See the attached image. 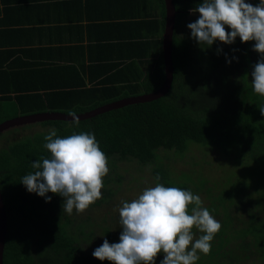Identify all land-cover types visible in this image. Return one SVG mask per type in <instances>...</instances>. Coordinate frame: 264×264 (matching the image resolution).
<instances>
[{
	"label": "trees",
	"instance_id": "trees-1",
	"mask_svg": "<svg viewBox=\"0 0 264 264\" xmlns=\"http://www.w3.org/2000/svg\"><path fill=\"white\" fill-rule=\"evenodd\" d=\"M158 1L162 5V12L156 9L153 0H131L125 3V6L130 5V11L133 10L131 5L144 9V12L141 10L142 12L132 16L145 19L139 31L131 29L125 36V46L134 55L128 57L130 62L109 82L105 80L94 84L91 81V86L80 83L73 87L74 91L61 88V91L51 92L49 85L37 82V79L52 77L50 74H53L54 69L46 68L47 63L32 58L28 61L19 56L15 63L20 66L24 59L25 67L33 68L24 71L21 64L20 70L26 74L24 78L22 73L7 66V54L14 51H0V124L16 119L14 117L47 111L86 113L106 104L160 90L166 82L167 74L165 51L161 47L160 36L157 35L162 29L164 32L166 30L167 8L165 0ZM2 2L0 8L7 3L6 0ZM201 2L202 0H175L179 12L174 43L175 82L166 97L153 102L128 105L79 121V127L74 122L66 121L41 123L51 127V130L55 129L59 137L71 135L74 131L93 133L101 150L108 157V163L121 159L138 160L149 165L160 160L162 150L175 151L176 154L185 156L194 144L212 147L222 152L221 166L227 161L235 160L237 164L262 167L259 174L263 182L258 186L261 189L257 190L261 192L262 203L264 116L257 106H264V96L253 91L250 75L253 64L260 57L250 61L254 57L255 51L252 48L255 41L242 43L237 37L234 43L224 49V45L218 40L208 47L190 37L181 36L180 31L191 16L190 10ZM258 3L259 0H252L253 5ZM147 28L148 31L141 33ZM11 31L15 32L13 29ZM11 31H2L6 40ZM150 34L156 39L149 38ZM7 45L11 46L9 43ZM0 47L4 48L6 44H0ZM137 59L143 62L138 63ZM131 71L133 78L130 81L128 76ZM8 103L16 105L15 114L4 117L9 109ZM11 129L0 132V188L8 215L4 264H101L100 261H92V254L82 249L83 247L80 249L75 245L82 242L85 233L81 231L80 238L76 234H69L73 219L62 210L64 198L49 192L47 195L52 199L46 202L44 197L28 192L21 183L24 175L35 171L31 167L32 162L50 156L43 147L44 136L47 134H24L15 138L20 132L9 133ZM6 132L9 137L1 139ZM23 132L26 133H21ZM233 153L235 156L231 157ZM157 173L161 177L159 182L165 186L192 191L187 184L172 182L170 171L160 168L156 170ZM201 181L207 186L206 180ZM204 188L201 185L200 191ZM223 191L226 194L220 198L221 204L213 194L208 196L212 201L208 210L210 213L223 212L222 218L220 217L223 222L217 219L222 227L211 241L210 252L206 255L199 253L196 264H245L248 257L259 258L258 263L253 264H264V217L250 211L249 222L244 225L236 223L241 217L238 214L235 217L234 209L236 205H240L238 203H243V192L236 189H223L221 192ZM220 193L219 195L222 194ZM193 232L196 233L195 238L203 234L195 228ZM239 243L243 244L237 247L236 244ZM249 249L251 255L245 252ZM157 258L162 260L163 253L158 254Z\"/></svg>",
	"mask_w": 264,
	"mask_h": 264
},
{
	"label": "clouds",
	"instance_id": "clouds-1",
	"mask_svg": "<svg viewBox=\"0 0 264 264\" xmlns=\"http://www.w3.org/2000/svg\"><path fill=\"white\" fill-rule=\"evenodd\" d=\"M190 11L199 13L187 27L200 45L211 47L217 40L232 44L237 37L242 43L255 41L252 50L260 59L252 66L251 85L255 93L264 96V0L256 5L245 0H202ZM257 107L264 116V106ZM70 115L79 127L75 113L70 111ZM44 141L50 156L32 162L35 171L24 175L21 183L46 202L52 199L47 193L60 195L64 198L62 210L69 215L74 209L84 212L102 198L108 157L91 132L74 131L59 137L52 129ZM155 179L158 182L143 189L137 198L122 201L118 209L122 229L119 242L110 243L105 238L92 252L93 257L109 264H156L158 254L163 253L160 264H196L199 253L210 252L221 223L202 207L199 195L165 186L159 182V173ZM193 228L203 234L195 238Z\"/></svg>",
	"mask_w": 264,
	"mask_h": 264
},
{
	"label": "crops",
	"instance_id": "crops-1",
	"mask_svg": "<svg viewBox=\"0 0 264 264\" xmlns=\"http://www.w3.org/2000/svg\"><path fill=\"white\" fill-rule=\"evenodd\" d=\"M2 1L4 2L0 0ZM6 1L0 8V30L15 31H11L7 40L0 32V44H6V47H0V51H14L7 54V66H12L25 78L26 74L20 70L21 64L24 71L33 68L25 67L24 59L19 66L15 63L18 60L16 58L21 56L28 61L31 58L44 61L47 63L46 68H52L54 72L50 74L51 78L44 77L37 79V82L49 85L51 92L61 91V88L74 91L73 87L80 83L91 86V81L94 84L105 80L109 82L116 77L130 62L128 57L134 55L125 46V36L131 29L139 31L145 19L132 16L144 12V9L131 5L133 10L130 11V5L125 6V3L131 0ZM153 2L156 9L162 12L160 1ZM119 14L121 15L116 17ZM148 30L143 29L141 33ZM164 35V29L157 35L160 36L163 49ZM149 36L156 39L151 34ZM132 72L128 76L130 81L133 78ZM122 78L121 74L120 79Z\"/></svg>",
	"mask_w": 264,
	"mask_h": 264
},
{
	"label": "rangeland",
	"instance_id": "rangeland-1",
	"mask_svg": "<svg viewBox=\"0 0 264 264\" xmlns=\"http://www.w3.org/2000/svg\"><path fill=\"white\" fill-rule=\"evenodd\" d=\"M245 2L252 3V0H245ZM198 17L199 13L191 12V16L188 19L189 21L185 23L183 29L180 31L181 36L184 35L194 40L190 35L191 30L187 27V24L194 22L196 20L195 18ZM220 44L224 45V49L229 46V44H224L222 42H220ZM255 57H260V54L255 52L253 59H251V57L250 61H253ZM8 107L9 109L6 111L4 117H6V115H12L13 113L15 114L14 111L16 106L13 103H8ZM21 130L26 133H21ZM50 130L51 127H47L42 123H34L23 125V127H14L9 133L15 134L20 132L16 134L17 136L15 137L20 138L24 134H48ZM7 134L8 132L4 133L1 139L6 136L9 137ZM8 140L9 138L7 141ZM221 156L222 152L220 150L218 151L216 149L214 150L212 147L194 144L185 156L181 154L178 155L175 151L168 152L162 150L160 151V160L149 165H144L138 162V160L121 159H115L114 162L108 163L109 172L103 178L104 187L101 189L102 198L91 204L82 213H77L75 209L71 215L64 212V214L73 219V223L69 226V234L74 236L77 235L78 238H80L81 231L85 233V238L82 239V242L75 245L80 247V249L83 247L82 249L92 254L96 247L102 245L105 238L108 239L110 243L119 242V235L122 229L119 225L118 209L122 206V201L130 202L132 199L137 198L138 195L142 193L143 189L154 186L155 183L158 182L155 179L157 175L156 170L160 168L164 171H170V179L172 182L189 185L194 194L197 195L198 193L202 197L204 201L203 207L207 209L211 206L212 202L208 196L212 194L215 200L221 204L222 201H220V198H223L226 194V191H223V193L221 192L223 189H230L231 191L236 189V191L240 193L243 192L242 202L244 204L238 203L240 205H236L234 209L236 214L235 217H238L237 214L241 217L240 221H235L240 225H244L251 220V216H249L250 211H254L255 215L259 214L264 217V201H262V204L260 201L261 192H257L258 189H261L258 188V186L263 182L261 174H259L262 167H250L251 165L247 164H237L235 160L227 161L221 166L223 162ZM234 156L235 154L233 153L231 157ZM201 179L208 182L207 186L206 184H202ZM201 185L205 186L202 191H200ZM251 188L252 190H250ZM219 193L221 195H219ZM252 194L254 195L251 197L250 195ZM231 210L233 209L231 208ZM221 213L223 212L210 214L214 216L216 220L220 219L221 222H223ZM199 235L198 233L197 236ZM240 244L242 245L243 243L236 244V246L238 247ZM249 251L250 249L245 251L247 255L252 254V252L250 253ZM157 259L158 258H156V264H160V260ZM91 260L100 261L93 256ZM258 260V257H248L245 264L258 263ZM100 262L101 264H109L106 260Z\"/></svg>",
	"mask_w": 264,
	"mask_h": 264
},
{
	"label": "water",
	"instance_id": "water-1",
	"mask_svg": "<svg viewBox=\"0 0 264 264\" xmlns=\"http://www.w3.org/2000/svg\"><path fill=\"white\" fill-rule=\"evenodd\" d=\"M167 8L166 31L164 35V51L166 64V82L162 88L154 93L126 98L117 102L106 104L86 113L75 114L79 121L92 119L98 115L120 109L128 105L142 104L157 101L166 97L172 90L175 82V65H174V43L178 23V9L175 0H165ZM46 121H66L73 122L74 117L62 112H43L38 114L25 115L14 120L0 124V132L9 128L23 126ZM8 233V215L4 198L0 188V264H4V253Z\"/></svg>",
	"mask_w": 264,
	"mask_h": 264
}]
</instances>
